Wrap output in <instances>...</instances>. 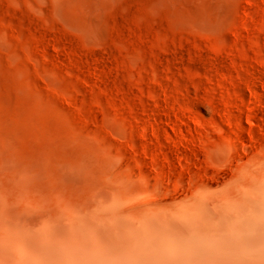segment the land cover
<instances>
[{"label": "rangeland", "instance_id": "1", "mask_svg": "<svg viewBox=\"0 0 264 264\" xmlns=\"http://www.w3.org/2000/svg\"><path fill=\"white\" fill-rule=\"evenodd\" d=\"M263 120L264 0H0V159L130 177L197 137L183 178L155 167L175 184L235 136L264 143Z\"/></svg>", "mask_w": 264, "mask_h": 264}, {"label": "bare ground", "instance_id": "2", "mask_svg": "<svg viewBox=\"0 0 264 264\" xmlns=\"http://www.w3.org/2000/svg\"><path fill=\"white\" fill-rule=\"evenodd\" d=\"M237 139L205 151L210 171L194 177V165L183 183L193 162L181 148L199 140L172 139L167 163L151 162L180 170L175 184L153 165L128 177L122 159L96 177L35 153L1 157L0 264H264V143L240 151Z\"/></svg>", "mask_w": 264, "mask_h": 264}]
</instances>
